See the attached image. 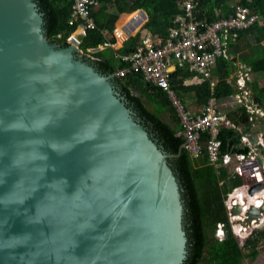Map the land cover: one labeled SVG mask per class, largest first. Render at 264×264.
<instances>
[{
  "label": "water",
  "instance_id": "95a60500",
  "mask_svg": "<svg viewBox=\"0 0 264 264\" xmlns=\"http://www.w3.org/2000/svg\"><path fill=\"white\" fill-rule=\"evenodd\" d=\"M145 124L111 75L47 39L35 0H0V264L183 263L172 155Z\"/></svg>",
  "mask_w": 264,
  "mask_h": 264
},
{
  "label": "trees",
  "instance_id": "16d2710c",
  "mask_svg": "<svg viewBox=\"0 0 264 264\" xmlns=\"http://www.w3.org/2000/svg\"><path fill=\"white\" fill-rule=\"evenodd\" d=\"M35 1L44 14V31L47 39L53 44L68 47L67 37L75 31L76 27L66 24L60 9L61 6H58L59 3L66 7V3L63 2L66 0H56L58 3L55 0ZM233 1L199 0L198 16L206 18L208 21L215 20L221 16L215 15L214 9L219 8L224 13L232 12ZM99 2L103 5L97 8V12L96 10L92 12L94 27L88 30L86 35H79L81 39L75 37L80 42L78 47L82 51L115 44L114 24L117 26L125 18L115 30V32L120 31L122 36L123 28L128 29L129 25H132V21L137 18L138 11L141 10L146 12L148 20L143 27L153 35L164 39L168 34V28L172 26L173 18L180 11V0H99ZM134 3L136 4L129 11ZM239 3L264 15V0H239ZM137 28L138 26L134 27L130 33L133 34ZM59 34H63V36L59 38ZM248 37L252 39L250 40ZM138 40L139 34L136 33L135 36L128 38L118 50L107 47L89 53L93 60L92 63L104 75H113L117 69L125 65L115 55H124L135 51ZM263 42L264 25L255 24L238 32L235 42L229 43L228 46L236 51L248 49L240 57V61L246 63L252 73L264 77ZM235 69L236 66L232 60L225 58L218 60L213 72L216 74L213 79L217 78L214 87L217 99L228 98L236 93L235 87L225 81ZM189 76L185 70H176L172 74L170 85L178 95L181 92L183 95L194 92L196 103L201 105L209 99V82L205 81L200 85L184 87L181 80ZM112 80L125 97L128 107L132 108L152 128L156 135L155 138L158 139L164 151L172 155L168 165L178 180L183 206L182 224L187 234V257L181 264H245L244 260L248 257L256 259L259 255V243L264 239V227L257 229L254 236L247 238L244 246L240 245L230 226L227 227V234L223 240H218L215 236L218 221H227L224 195L232 187L241 184L242 179H226V171H223L220 176L209 170H206L205 173H196L189 154L182 148L183 138L178 135L181 125L167 94L159 88L144 83L139 74H128L122 78L112 77ZM254 82L252 83L253 93L261 100V106H264V87H260L257 81ZM148 104L152 106V110L148 109ZM220 139L223 144V152L240 143V135L233 130H223ZM234 151L246 152L248 149L235 148ZM201 162H206V160L203 158ZM204 174H208V176L205 177ZM223 179L224 182L220 183Z\"/></svg>",
  "mask_w": 264,
  "mask_h": 264
},
{
  "label": "built area",
  "instance_id": "2783aa9c",
  "mask_svg": "<svg viewBox=\"0 0 264 264\" xmlns=\"http://www.w3.org/2000/svg\"><path fill=\"white\" fill-rule=\"evenodd\" d=\"M68 1L70 8L63 16L67 25L76 27L67 38L71 42L94 27L91 10L99 5V0ZM198 6L199 0H180L181 11L173 18L164 39L141 31L135 51L115 55L125 65L111 76L122 78L128 74H139L144 83L167 94L181 125L178 135L183 138L182 148L193 160L196 173L209 170L220 176L226 170L229 179H242V183L234 186L224 197L227 221H218L215 236L223 240L230 226L240 245L244 246L247 238L264 227V210L260 216L251 219L247 215L251 206L260 209L264 205V186L250 193L253 185L264 184V130L254 131L260 126L258 122L264 120V110L255 103L249 86L252 82L250 67L239 64V72L233 82L236 93L229 98L232 103L245 109L243 123L234 121L221 111L219 101L213 95L216 82L212 80V74L220 58L233 60L234 55L226 51V46L235 42L237 32L255 24L264 25V15L237 3L230 15L208 21L199 18ZM62 36L58 35L59 38ZM185 68L192 74V82H209L211 95L196 113L187 109L170 86L171 74L176 69ZM223 130L237 131L240 135L239 145L230 147L226 152H223L220 139ZM239 146L248 151H234ZM203 158L206 162H201ZM260 158L262 164L259 167H245L247 162H258ZM237 206L241 207L239 213L234 212Z\"/></svg>",
  "mask_w": 264,
  "mask_h": 264
},
{
  "label": "crops",
  "instance_id": "0c3cea01",
  "mask_svg": "<svg viewBox=\"0 0 264 264\" xmlns=\"http://www.w3.org/2000/svg\"><path fill=\"white\" fill-rule=\"evenodd\" d=\"M57 2V1H56ZM58 3V2H57ZM237 3H239V1L237 2ZM236 3V4H237ZM66 4H67V6L66 7H68V8H66L65 9V12L64 13H62L63 15L64 14H66L68 11H69V8H70V2L67 0L66 1ZM236 4H232V10H233V8H234V6L236 5ZM58 5H59V3H58ZM103 4L102 3H100L99 2V5L97 6V7H95L96 8V10H97V8H99V7H101ZM133 5H135V3L133 4ZM179 10L181 11V9H180V5H179ZM94 11V8L91 10V16H92V12ZM180 11H179V13H180ZM129 12V11H128ZM144 13L145 14V16H146V20L145 19H142L141 20V22L140 23H138V28H137V31H136V33H138L139 34V40H140V33H141V31H147L150 35H153L149 30H147V29H145L143 26H144V24L148 21L147 20V14H146V12L144 11V10H141V11H138V13ZM214 12H215V15H217V16H221V17H226V16H228V15H230L231 14V12H228V13H224L221 9H219V8H215L214 9ZM125 14V13H124ZM122 15V14H121ZM120 15V16H121ZM222 15H225V16H222ZM119 16V17H120ZM138 17L139 18H141L140 17V15H138ZM221 17H219V18H221ZM92 18H93V16H92ZM127 18V17H126ZM218 19V18H217ZM93 20H94V18H93ZM125 20V18L122 20V21H120V23L116 26V28H118L120 25H121V23L123 22ZM216 20V19H215ZM173 22V21H172ZM116 23V22H115ZM116 28H115V30H116ZM169 29V28H168ZM248 29V28H247ZM115 30H114V32H115ZM243 30H245V29H243ZM243 30H239L238 32H240V31H243ZM238 32H237V34H238ZM136 33H135V35H136ZM116 35V34H115ZM134 35V36H135ZM153 36H157V35H153ZM116 37H118V36H116ZM158 37V36H157ZM160 38V37H159ZM166 38V37H165ZM250 40L252 39L251 37H248ZM139 40H138V43H139ZM117 43V42H116ZM116 43L115 44H113V45H108L109 47H112V49L114 48V50H118V49H116ZM138 43H137V46H138ZM264 43V42H263ZM264 45V44H263ZM104 46H106V45H104ZM136 46V47H137ZM101 47V46H100ZM241 47H242V45H241ZM233 48H230L228 45L226 46V51L228 52V53H231L232 55H234V58H233V60H232V62L235 64V66H236V69H235V71H233V73L229 76V78H227V80H225V81H227V83L228 84H230L231 86H234L233 85V82H234V79H235V75H236V73H238L239 72V64H244L245 66H247V67H249L246 63H243V62H241L240 61V57L244 54V53H246L247 51H248V49H243V50H239V51H236V50H232ZM216 69V68H215ZM176 70H185V71H187L188 73H189V77L188 78H184V79H182L181 81H182V85L184 86V87H187V86H194V85H200V84H202V83H195V82H192L191 81V77H192V74L185 68V69H176ZM175 70V71H176ZM174 71V72H175ZM215 71V70H214ZM213 71V72H214ZM173 72V73H174ZM172 73V74H173ZM172 74H171V80H172ZM213 76H215L216 77V74H212V80L213 81H215V82H217V78L216 79H213ZM259 77V74H254V73H252V83H255L254 81H257V78ZM171 80H170V83H171ZM258 82V81H257ZM260 82V83H259ZM258 82V84H259V86L260 87H264L263 86V82H261V81H259ZM204 83V82H203ZM252 83H250V88L252 89ZM171 86V85H170ZM173 87V86H172ZM171 87V88H172ZM172 90L175 92V94L177 95V97H179V99L181 100V101H183L185 104H186V107H187V109H190L192 112H199L200 111V109H201V107L206 103H202L201 105H199V104H197L196 103V101H195V96H194V92H189L188 93V95H183V94H181L180 93V95H178L177 94V92H176V90L174 89V88H172ZM252 91H253V89H252ZM210 95H211V92H210ZM213 95L215 96V90L213 91ZM216 97V96H215ZM232 96H230V97H228V98H224V99H218V103L220 104V106L221 107H225V106H229V108L228 109H224V110H222V108H221V111L223 112V113H226L231 119H233L234 121H236V122H241V123H243L244 122V120H245V117H246V112H245V109L243 108V107H241V106H237V105H235V103H232V102H230L231 100L229 99V98H231ZM217 98V97H216ZM169 100V99H168ZM187 103H193V104H195V108L194 109H192V107L191 106H189ZM263 108V110H264V107H262ZM198 110V111H197ZM263 119H261L259 122H258V124L260 125V126H257L256 127V129L254 130L255 132L257 131V132H259L261 129H260V127L263 125ZM240 142V141H239ZM238 149H244L242 146H239L238 147ZM192 160V159H191ZM192 162H193V160H192ZM223 171H226V170H223ZM227 172V171H226ZM226 179H229L228 178V175H227V177H226ZM231 179H236V178H230L229 180H231ZM221 181H223L224 182V179L223 180H221ZM221 181H220V183H221ZM233 188V187H232ZM231 188V189H232ZM230 189V190H231ZM226 195V194H225ZM225 195H224V197H225Z\"/></svg>",
  "mask_w": 264,
  "mask_h": 264
},
{
  "label": "rangeland",
  "instance_id": "374dc122",
  "mask_svg": "<svg viewBox=\"0 0 264 264\" xmlns=\"http://www.w3.org/2000/svg\"><path fill=\"white\" fill-rule=\"evenodd\" d=\"M67 1V0H66ZM66 1H63V2H65L66 3ZM239 0H234L233 2H232V4L234 5V4H236L237 2H238ZM55 2H56V0H55ZM57 3V2H56ZM137 3V2H136ZM135 3V4H136ZM59 7H60V9L62 10V13H64L65 12V9L66 8H68V7H63L61 4H59L58 5ZM66 6H67V4H66ZM134 5H132L131 7H130V9H129V11L132 9V7H133ZM94 10H96V8H94ZM98 10H96V12H97ZM120 18V17H119ZM118 18V19H119ZM115 28H116V25L114 24V30H115ZM114 30H113V36L115 37V39H116V42H117V37L116 36H121V32L120 31H116V32H114ZM137 31V30H136ZM136 31L133 33V34H131V36L130 37H133L134 35H135V33H136ZM105 33V32H104ZM104 33H103V35H104ZM116 34V35H115ZM78 39H81V37H79V35L78 36H76ZM68 38V37H67ZM69 39V38H68ZM117 44V43H116ZM69 46L71 47V48H73V50H74V53L76 54V56H77V58L79 59H82V60H86V61H88L90 64H92V65H94L95 66V64L94 63H92L93 62V60L90 58V55H89V52H87V53H83L84 51H82L81 49H80V47H77V46H74V45H71V43H69ZM107 47H109L108 45H106V46H104V45H102L101 47H100V49H104V48H107ZM112 48V47H111ZM114 49V48H113ZM89 50V49H88ZM81 52V53H80ZM96 67V66H95ZM257 81L259 82V81H261V82H263V86H264V77L262 76V75H259V77L257 78ZM260 83V82H259ZM230 102H232V101H230ZM189 106H191L192 107V109H194L196 106H195V104H193V103H187ZM147 107H148V109H150V110H152V106L150 105V104H148L147 105ZM222 108V110H224V109H228L229 108V106H225V107H221ZM198 111V110H197ZM140 120V122H141V120L142 119H139ZM141 124V123H140ZM145 126H148V124L146 123L145 124ZM198 177H200L201 175H197ZM203 176H208V174H204ZM202 177V176H201ZM202 178H204V177H202ZM264 226V225H263ZM258 248H259V255L257 256V258L256 259H252V258H246L245 260H244V262H245V264H262L263 262H264V239H262L261 241H260V243H259V246H258ZM245 252H248V250H245Z\"/></svg>",
  "mask_w": 264,
  "mask_h": 264
},
{
  "label": "flooded vegetation",
  "instance_id": "af4514ba",
  "mask_svg": "<svg viewBox=\"0 0 264 264\" xmlns=\"http://www.w3.org/2000/svg\"><path fill=\"white\" fill-rule=\"evenodd\" d=\"M115 86V85H114ZM115 88H116V90L120 93V90L115 86ZM132 111H133V113H134V118L136 119V120H139V119H142L132 108H130ZM142 121H144V120H142ZM146 128H148V131H149V133H150V135H152V136H156L155 135V133L152 131V128H150V126H147ZM157 139V138H156ZM158 140V139H157ZM158 145H159V147L161 148V150L163 151V152H165L164 151V149H163V147H162V145L159 143V141H158ZM166 153V152H165ZM166 154H168V153H166ZM170 159L171 158H168V162L170 161Z\"/></svg>",
  "mask_w": 264,
  "mask_h": 264
},
{
  "label": "clouds",
  "instance_id": "9594fccd",
  "mask_svg": "<svg viewBox=\"0 0 264 264\" xmlns=\"http://www.w3.org/2000/svg\"><path fill=\"white\" fill-rule=\"evenodd\" d=\"M251 83H252V82H251ZM249 86H250V85H249ZM251 90H252V89H251ZM252 93H253V91H252ZM253 96H255L254 93H253ZM259 107L262 108V107H264V106H261V104H260ZM262 109H263V108H262Z\"/></svg>",
  "mask_w": 264,
  "mask_h": 264
}]
</instances>
